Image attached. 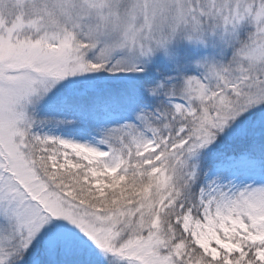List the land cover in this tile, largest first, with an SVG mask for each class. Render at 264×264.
Returning a JSON list of instances; mask_svg holds the SVG:
<instances>
[{
    "label": "snow or ice",
    "instance_id": "1",
    "mask_svg": "<svg viewBox=\"0 0 264 264\" xmlns=\"http://www.w3.org/2000/svg\"><path fill=\"white\" fill-rule=\"evenodd\" d=\"M0 264H264V0H0Z\"/></svg>",
    "mask_w": 264,
    "mask_h": 264
}]
</instances>
